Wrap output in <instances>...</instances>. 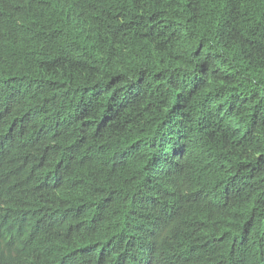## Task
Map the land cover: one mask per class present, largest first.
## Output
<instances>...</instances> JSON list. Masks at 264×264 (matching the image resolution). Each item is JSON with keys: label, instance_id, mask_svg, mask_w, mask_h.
I'll return each mask as SVG.
<instances>
[{"label": "trees", "instance_id": "16d2710c", "mask_svg": "<svg viewBox=\"0 0 264 264\" xmlns=\"http://www.w3.org/2000/svg\"><path fill=\"white\" fill-rule=\"evenodd\" d=\"M0 264H264V0H0Z\"/></svg>", "mask_w": 264, "mask_h": 264}]
</instances>
